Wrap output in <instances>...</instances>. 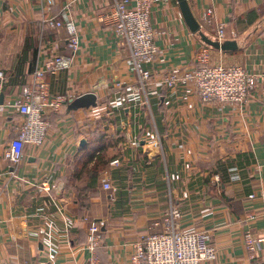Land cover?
I'll list each match as a JSON object with an SVG mask.
<instances>
[{
	"label": "crops",
	"instance_id": "1",
	"mask_svg": "<svg viewBox=\"0 0 264 264\" xmlns=\"http://www.w3.org/2000/svg\"><path fill=\"white\" fill-rule=\"evenodd\" d=\"M114 2L51 0L49 16L76 26L80 45L72 53L66 29L42 22L38 0H0V264H81L90 256L88 228L101 222L98 264H129V240L158 231L152 224L170 208L185 231L211 233L214 264H264V0H188L205 35L214 39L223 23L225 41L235 46L210 47L209 64L257 77L252 95L237 105L203 104L191 87L160 83L166 72L194 66L203 44L175 0H153L158 51L144 65L153 78L136 92L128 47L98 20ZM207 9L210 23L201 19ZM59 55L71 56V65L46 73V92L66 102L46 113L42 144L24 146L12 165L4 153L23 120L13 105L33 85L34 72ZM86 93L96 106L71 110ZM90 155L104 162L94 183ZM104 180L112 189H103ZM246 209L257 216L249 226ZM247 228L259 240L254 259L241 240Z\"/></svg>",
	"mask_w": 264,
	"mask_h": 264
},
{
	"label": "built area",
	"instance_id": "2",
	"mask_svg": "<svg viewBox=\"0 0 264 264\" xmlns=\"http://www.w3.org/2000/svg\"><path fill=\"white\" fill-rule=\"evenodd\" d=\"M42 20L52 28L64 27L68 34V48L72 53L79 49V37L72 21L62 25L60 21L49 16L51 0H38ZM153 0H115L112 9L99 17V22L111 27L113 35L124 43L130 52L135 72L136 92L144 91L147 83L153 78V72L144 68L152 63L157 54L156 33L151 24ZM201 19L210 23L212 11L201 12ZM214 39L225 41V25L218 23L213 30ZM210 47L201 45L197 52L194 66L187 69H174L162 75L160 83L167 89L191 87L203 104L237 105L245 103L255 89L257 77L241 67L212 65L208 62ZM72 57L59 55L52 59L45 71L34 72V82L25 91L23 100L13 107L23 117L18 126L17 135L10 140L4 158L12 165L20 162L24 146L38 147L45 139L49 122L46 113H58L66 102L65 96H49L46 92V73L68 68ZM4 74L0 71V89L4 82ZM116 87L121 86L115 83ZM110 165L116 167L119 160L114 159ZM104 190L112 189L110 181L102 182ZM248 198H252L251 196ZM257 218L252 209H246L243 222L250 225ZM264 234V214L262 215ZM102 222L91 223L88 228L85 249L90 253L87 261L81 264H98L95 250L101 242ZM159 227L156 232L141 233L129 240V264H214L217 257L216 248L212 245L211 233L208 231H185L182 228L181 215L175 208L167 210L161 221L154 222ZM264 239V238H263ZM243 246L250 259L258 253L259 240L250 228L241 235Z\"/></svg>",
	"mask_w": 264,
	"mask_h": 264
},
{
	"label": "water",
	"instance_id": "3",
	"mask_svg": "<svg viewBox=\"0 0 264 264\" xmlns=\"http://www.w3.org/2000/svg\"><path fill=\"white\" fill-rule=\"evenodd\" d=\"M175 1L179 8L181 16L184 20L185 25L192 34L197 35L199 37V39L203 44L220 51H229L235 49L233 42L230 41L219 42L215 39L209 38L207 35L203 33L200 24L198 23V21L196 20V18L194 17L191 11L188 0H175ZM96 100L97 98L95 95H93L92 93H86L72 100L70 102V109L77 110V109H87L89 107H95ZM84 145H85V139H81L79 146L83 147Z\"/></svg>",
	"mask_w": 264,
	"mask_h": 264
},
{
	"label": "trees",
	"instance_id": "4",
	"mask_svg": "<svg viewBox=\"0 0 264 264\" xmlns=\"http://www.w3.org/2000/svg\"><path fill=\"white\" fill-rule=\"evenodd\" d=\"M94 158H95L94 155H90L88 160H87L88 163L94 162L91 170H89V173H88V174H90V180L92 183L95 182V178L101 173V168H103V166H104V162L102 163V160H100L101 157L97 156L96 159H94ZM88 187L90 189L92 188L91 185H88Z\"/></svg>",
	"mask_w": 264,
	"mask_h": 264
}]
</instances>
